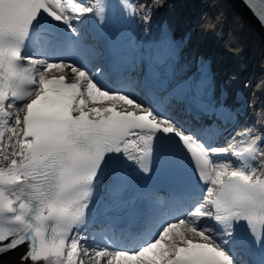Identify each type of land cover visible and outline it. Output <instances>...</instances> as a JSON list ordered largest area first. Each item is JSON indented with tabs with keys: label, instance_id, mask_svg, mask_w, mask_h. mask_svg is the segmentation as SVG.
Wrapping results in <instances>:
<instances>
[{
	"label": "snow or ice",
	"instance_id": "snow-or-ice-1",
	"mask_svg": "<svg viewBox=\"0 0 264 264\" xmlns=\"http://www.w3.org/2000/svg\"><path fill=\"white\" fill-rule=\"evenodd\" d=\"M163 6L0 0V257L264 264V80L219 81L216 22Z\"/></svg>",
	"mask_w": 264,
	"mask_h": 264
},
{
	"label": "bare ground",
	"instance_id": "bare-ground-1",
	"mask_svg": "<svg viewBox=\"0 0 264 264\" xmlns=\"http://www.w3.org/2000/svg\"><path fill=\"white\" fill-rule=\"evenodd\" d=\"M212 1L213 4L209 0H161L164 6L158 10L155 18L165 13L172 17L176 26L187 22L185 28H190L196 24L194 15L197 16L202 10L213 7L220 10L222 12L221 25L216 21V27L217 31L224 33L223 40L209 35L206 36L205 40L197 41V48L198 50L207 49V53L215 57L216 60L235 64L237 70L240 62H246L247 67L239 72L240 79L233 84L234 86L242 85V81L246 80L251 73H255L259 68L262 71L264 70V36L259 33L256 23L248 16L247 11L239 1ZM192 8H195L194 14L189 13ZM229 38L232 39L231 48L224 46L225 41ZM257 48L259 49L256 50ZM230 72H232V69L228 71V74ZM254 89L253 86V89L247 91L251 92ZM255 97L260 100L264 97V94L256 92V95L251 99L254 100ZM254 103L258 106L255 101ZM18 256L19 254L14 252L8 253L6 256L0 257V264H19Z\"/></svg>",
	"mask_w": 264,
	"mask_h": 264
},
{
	"label": "rangeland",
	"instance_id": "rangeland-1",
	"mask_svg": "<svg viewBox=\"0 0 264 264\" xmlns=\"http://www.w3.org/2000/svg\"><path fill=\"white\" fill-rule=\"evenodd\" d=\"M209 2H210L211 4L214 3L212 0H209ZM207 6H208V5H207ZM202 13H207L209 17H211L215 22L217 21L218 24L221 25L220 18L222 17V12H221L220 10L215 9L214 7H213V8H207V9L203 10L202 12H200V13L197 15V21L199 20V18H200V16H201ZM217 17L219 18L218 20L216 19ZM197 21H196V22H197ZM203 39L205 40L206 37L203 38ZM201 40H202V39H201ZM258 49H259V48H257L256 50H258ZM263 57H264V56H263ZM263 57H260V58L262 59ZM231 67L234 68V64H231ZM230 75H231V74H230ZM261 80H264V70L262 71L261 68H259V69L256 71L255 75H254V79H253V84H254V85H253V86L255 87V86L257 85L258 81H261ZM256 99H257V97H256ZM259 105H260V106H261V105H264V97H262V98L260 99ZM260 106H259V107H260ZM259 107H258V108H259Z\"/></svg>",
	"mask_w": 264,
	"mask_h": 264
}]
</instances>
